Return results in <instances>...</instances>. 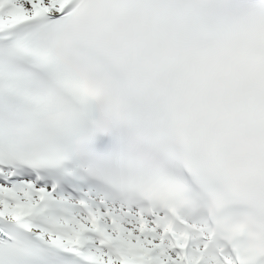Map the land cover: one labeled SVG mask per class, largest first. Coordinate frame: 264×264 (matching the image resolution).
<instances>
[{
	"label": "snow or ice",
	"instance_id": "1",
	"mask_svg": "<svg viewBox=\"0 0 264 264\" xmlns=\"http://www.w3.org/2000/svg\"><path fill=\"white\" fill-rule=\"evenodd\" d=\"M0 264H264V0H0Z\"/></svg>",
	"mask_w": 264,
	"mask_h": 264
}]
</instances>
